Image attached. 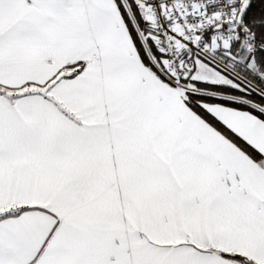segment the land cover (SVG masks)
<instances>
[{"label": "snow or ice", "instance_id": "obj_1", "mask_svg": "<svg viewBox=\"0 0 264 264\" xmlns=\"http://www.w3.org/2000/svg\"><path fill=\"white\" fill-rule=\"evenodd\" d=\"M0 264H264V0H0Z\"/></svg>", "mask_w": 264, "mask_h": 264}]
</instances>
